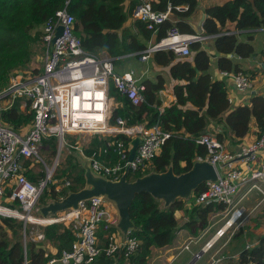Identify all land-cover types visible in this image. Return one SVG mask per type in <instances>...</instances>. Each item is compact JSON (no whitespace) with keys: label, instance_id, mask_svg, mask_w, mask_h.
Segmentation results:
<instances>
[{"label":"trees","instance_id":"1","mask_svg":"<svg viewBox=\"0 0 264 264\" xmlns=\"http://www.w3.org/2000/svg\"><path fill=\"white\" fill-rule=\"evenodd\" d=\"M65 1L0 0V90L16 72L28 76L40 73L41 66L35 68L30 64L37 52L42 55L45 52L43 23L54 11L62 8ZM68 1L67 9L74 16V33L85 51L97 56L107 55L117 70L134 63L168 68V71L159 70L152 76L140 77L145 102L139 106L132 105L118 93L112 82L109 83V95L116 104L111 112L110 125H116L119 117L125 121L126 127L142 124L148 128L158 123L164 131L171 133L145 170L128 173L126 179L129 182L150 172L164 173L169 168L174 175L189 171L198 158L204 159L207 155L206 146L197 143L196 139L209 132L212 122L225 125L231 140L237 142L247 135L253 121L258 136L264 132V96L252 94L249 103L232 106L228 100L226 79L223 76L217 79L213 75L214 69L230 73L241 71L238 59L255 54L254 33L264 29V0H227L204 9L203 35L212 36L213 59L204 43L194 42L189 46L192 59L180 57L171 49H160L153 51L144 63L139 60L140 53L166 37L170 28L176 27L181 33H195L188 19L199 0H151L153 10L165 11L168 5L172 8L171 18L159 24L155 32L148 30L141 20L132 18L131 11L139 0ZM169 79L178 81L172 88L174 102L159 110L158 91L167 86ZM0 119L16 132H22L31 123L32 113L28 107L22 108L21 99L17 98L0 113ZM222 135L221 132L215 133L218 139H222ZM77 137L76 134H65L64 146L77 152L81 149L86 156L95 153L98 159L109 165L118 160L115 142L128 146L132 140L121 133L93 134L80 146ZM58 146L54 136L43 139L40 156L46 165L56 156ZM79 162L74 155H66L53 173L55 183L41 193L36 204L58 201L83 189L84 168ZM22 164L28 180L36 182L44 178V165L39 160L24 159ZM107 179L111 180L110 177ZM66 181L69 185L65 186ZM56 185H62V188L56 191ZM203 186L204 183L192 190L190 207L180 197L165 206L148 192L135 194L129 205V218L133 224L130 235L138 243L136 250L129 257L122 253L114 256L102 253L88 264H148L152 247L168 246L175 238L179 227L175 211H181L187 217L182 228L198 236L207 227L209 215L225 209L224 204L194 203ZM9 194L10 189H6L0 202L20 209L17 200H7ZM30 227L29 223L17 218L0 216V264H23L24 247L30 264H42L69 248L74 240L72 223L61 221L41 227L44 238L39 242L30 236L24 243L23 230L27 234ZM104 235L100 226L97 231L100 247L106 243ZM225 264H264V235L256 244L243 249L238 259H229Z\"/></svg>","mask_w":264,"mask_h":264},{"label":"built area","instance_id":"2","mask_svg":"<svg viewBox=\"0 0 264 264\" xmlns=\"http://www.w3.org/2000/svg\"><path fill=\"white\" fill-rule=\"evenodd\" d=\"M68 2L66 0L64 6L54 11L43 23L42 41L45 53L42 56L40 73L28 76L19 71L11 76L8 86L0 90V113L17 98L21 99L22 108L28 107L32 113L31 123L22 132H16L0 119V201L6 189H10L7 200H17L20 204V209L0 206V210H5L0 212H4L6 217H14L24 222H32L30 214L37 199L55 183L53 172L57 159L50 167L44 163L40 156L43 139L54 136L61 146L65 134L121 133L132 140L139 137L131 160V142L128 146L120 141L115 142L118 160L111 165L102 162L95 153L86 156L79 149L82 161L87 160L93 174L118 181L124 173L128 175L129 172L145 170L171 136L158 123L148 128L142 125L126 127L125 121L118 117L115 126L109 124L113 109L109 83L112 82L118 93L132 105L139 106L145 102L141 94L143 87L139 84L140 77L132 67L117 71L112 58L105 54L97 56L83 49L80 38L74 33V16L67 9ZM176 9L180 10L179 7ZM171 11L169 5L165 11H156L152 9L151 0H139L133 7L131 16L141 20L148 30L155 32L159 24L170 19ZM202 23L203 21L198 26L200 31L193 34L181 33L176 27L170 28L166 37L140 53L139 60L147 62L150 54L160 49H171L180 57L189 56L191 43H204L212 38L203 35ZM58 27H61V33L56 36ZM165 40H168L167 44H163ZM221 75L231 79L236 91L252 92L253 82L245 72L221 71ZM228 100L232 102L231 97ZM85 104L88 106L85 107ZM196 142L205 145L207 149L206 157L198 158L197 161H207L213 165L217 177L203 182V189L194 198V203L224 204L227 212L230 208L228 218L213 236L220 238L242 216L241 209L233 208L240 184L249 182L251 187H264V161H259V154L264 148V132L255 141L235 152L228 149L226 139H218L209 132L201 134ZM106 151L105 148L104 152ZM31 158L42 162L45 168L44 178L36 182L28 180L24 174L22 162ZM64 185H69V182L66 181ZM60 189V185L55 186L56 191ZM67 218L72 223L74 240L69 248L42 264H88L102 253L106 256L122 253L129 257L137 248L136 238L130 235L131 229L125 233L120 231L116 226V212L106 206L101 194L78 201L77 207L71 210ZM54 221L58 222L57 219ZM100 226L105 231L106 239L102 247L98 244L97 236ZM43 238L44 235L40 232L31 239ZM211 244L212 240H209L203 250L209 249ZM183 249H189L188 244ZM23 264H30L25 247ZM208 264L221 262L220 259H212Z\"/></svg>","mask_w":264,"mask_h":264},{"label":"crops","instance_id":"3","mask_svg":"<svg viewBox=\"0 0 264 264\" xmlns=\"http://www.w3.org/2000/svg\"><path fill=\"white\" fill-rule=\"evenodd\" d=\"M225 1L227 0H199L197 9L201 11V15H198V18H194L195 16L192 14L188 19V23L193 30L196 32L200 22L205 19L204 9L206 7L215 4H222ZM254 37L256 47L255 54L247 59H238L243 69L241 71L248 74L253 82L252 92L242 93L236 91L230 78L222 77L221 71H218L217 69H214L213 71L215 78L218 79L222 77L226 79L228 98L231 97L232 106L249 103L252 94L264 96V29L256 30ZM211 39L212 38L206 40L204 44L207 47L208 53L211 55V59H213L215 53L212 49ZM188 58L192 59L191 54ZM127 68L129 67L116 70L123 71ZM159 70L168 71V68L152 66L150 73L147 70H143L141 74L137 72V75L139 77H144L146 75L152 76L154 72ZM176 83H178V81L169 79L167 86L158 91L160 110L174 102L172 88ZM111 105L113 108L115 107L116 104L114 100L111 101ZM215 124V122L210 124L211 129L214 131V134L217 132L223 134L222 136L226 139L230 151H238L259 137L254 121L251 122L247 135H245L239 142L235 141L236 139L231 140V136L225 125ZM259 161H264V148L259 154ZM184 200H186V204L190 207L192 202L191 199L185 198ZM106 201L107 207H109L108 205H111L112 207L114 206L112 201L107 199ZM233 208L241 209L243 211L242 216L236 220L233 227L227 230L226 234L220 238H213V236L216 230L222 227L223 223L228 218L230 213H227L230 211V208L228 212L227 208H225L224 210L211 213L209 215L207 227L198 236H193L188 230L182 228L187 217L183 212L175 211V215L179 219V227L175 234V238L168 246L161 248L152 247L148 264H187L195 253L203 250V247L209 240H212L210 248L203 250L202 255L198 257L194 264H197L204 257L205 260L201 264H208L212 259H220L221 264H225L229 259H238L243 249L250 248L258 242L261 236L264 235V187L261 185H259V188L251 187L249 182L240 184L239 191L235 196ZM253 219H256L257 225L255 227H249V224ZM127 228L131 229L132 227L129 226ZM186 244H188L189 249H183V246Z\"/></svg>","mask_w":264,"mask_h":264},{"label":"water","instance_id":"4","mask_svg":"<svg viewBox=\"0 0 264 264\" xmlns=\"http://www.w3.org/2000/svg\"><path fill=\"white\" fill-rule=\"evenodd\" d=\"M61 33V27H58L56 36ZM55 36V37H56ZM139 139L135 137L131 141V149L129 152V160L132 159L135 154V148L137 147ZM60 145L57 149V155L59 154ZM85 187L78 192L69 193L61 200H54V204H49L41 208L43 213L48 210H55V206L58 207H71L72 209L77 207L78 201L86 199L92 195L101 194L105 199L112 201L116 207L118 220L116 226L122 233H125L129 226L133 227L129 218V205L131 204L135 194L140 192H148L156 198H163L168 194V199L165 200V206L173 202L178 196L180 198H186L192 190L198 185L202 184L206 180H214L217 175L213 165L207 161H196L193 167L180 175H174L172 169L169 168L164 173H153L150 176H143L137 178L133 182H129L126 179L127 173H124L118 181H111L102 176L95 175L91 172L87 165V160H83ZM96 178V181L94 180ZM90 185L91 187H86ZM60 201V202H59ZM57 209V208H56ZM203 250L195 253L187 264H194L198 257L201 256Z\"/></svg>","mask_w":264,"mask_h":264},{"label":"rangeland","instance_id":"5","mask_svg":"<svg viewBox=\"0 0 264 264\" xmlns=\"http://www.w3.org/2000/svg\"><path fill=\"white\" fill-rule=\"evenodd\" d=\"M193 15L195 16L194 18H198V15H201V11L198 10L197 7H196V9L193 12ZM199 31H200V29L197 27V31L196 32H199ZM38 48H39V46H38ZM44 53H43V55H44ZM43 55L40 52H37V54L34 57V60L30 64L31 67L39 68L41 66L42 56ZM128 66L134 67L139 74H141L143 70H147V71H149V73L151 72V66L149 64L143 65V64H135L134 63V64H128ZM40 71H41V69H40ZM11 76L9 78V82H10ZM9 82H8V84H9ZM8 84H7V86H8ZM111 126H115V125H111ZM226 129H227V127H226ZM209 133L210 134H213L214 133V131L211 129V127L209 128ZM76 135L78 136L77 139H78V141L80 143L79 145L81 146L82 144L88 142L93 134H91V133H79V134H76ZM137 138L139 139V137H137ZM68 154L74 155L76 157L77 161H80L81 162V165L83 166L82 158L80 156V151L77 152L76 149L75 150H72L68 146H66V145L64 146V144H62L60 146L59 154L57 155V153H56V156L52 159V161L50 163H48L47 166L48 167L52 166V164L54 163V160L55 159H57V165H58L64 159V157L66 155H68ZM152 174L153 173L150 172V173L147 174V176H150ZM60 187L62 188V185H60ZM86 187L89 188L91 186L90 185H87ZM178 197H180V196H178ZM184 197H186L187 199H191L192 198V192L188 196H184ZM158 199L165 204V200L163 198H158ZM183 199H185V198H183ZM54 202L55 201L48 200L45 205H38V204L35 205V207L33 208L32 212L30 214V216L32 218H35V219H38V220H41V219H47L48 220L49 219V220H53V221L52 222H49V223H44V224L39 223V222H34V221H32V222H28V221L27 222H24L25 224L26 223H29V225H31L29 233L27 232V234H25V230H23V239H24V241H26V238H27V240H29L30 239V236H31V238L32 237L35 238L36 234L41 232L40 231V228L43 227V226L49 225L51 223H54L55 222L54 219H57L58 222H61V221L69 222V219L67 218V216L71 212L72 206L65 208V207H59V205H58V207L55 206V210H53V209L52 210H48L46 213H43L42 212L41 208H43L45 206H48L49 204H54ZM104 203L107 204V201H106L105 198H104ZM6 204L7 203H5V202H1L0 203V206L1 207H6ZM108 206L110 207L111 210H114L117 213V210H116V207L115 206H113V207L111 205H108ZM0 216L6 217L7 215H5L4 212H3V214L0 212ZM256 225H257V221H256V219H253V220H251V222L249 224V227H255ZM33 241L39 242L40 240L33 239ZM27 248H29V247H27ZM52 251H54V249H52ZM204 260H205V257L202 258L197 264H201Z\"/></svg>","mask_w":264,"mask_h":264},{"label":"bare ground","instance_id":"6","mask_svg":"<svg viewBox=\"0 0 264 264\" xmlns=\"http://www.w3.org/2000/svg\"><path fill=\"white\" fill-rule=\"evenodd\" d=\"M167 42H168V40H165V41H163V44H167ZM88 106V104H85V107H87ZM96 107H98V105L96 104ZM93 181H96V178H94V180ZM165 200L166 199H168V194L167 195H165L164 197H163ZM0 211H5V210H0ZM32 221H34V222H39V223H42V224H44V223H49L51 220H47V219H41V220H34V218L33 219H31Z\"/></svg>","mask_w":264,"mask_h":264}]
</instances>
